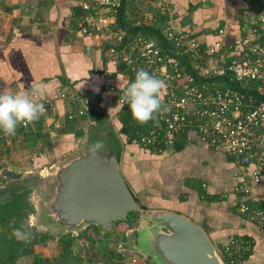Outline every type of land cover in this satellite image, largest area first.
<instances>
[{"label":"crops","instance_id":"1","mask_svg":"<svg viewBox=\"0 0 264 264\" xmlns=\"http://www.w3.org/2000/svg\"><path fill=\"white\" fill-rule=\"evenodd\" d=\"M82 1L0 0V94L28 91L45 82L47 93L39 99L56 103V109L44 116L43 135L36 137L37 130L32 126L30 137H24V144L30 146L23 151L39 148L33 167L40 170V176L63 160L76 157L86 143L90 121L84 117L66 118L80 107L71 102L70 96H98L101 100L97 111L106 112L120 132L123 107L110 100L106 90L110 85L125 89L131 77L108 53V48L116 42L115 37L127 34L124 23L132 26L126 17H111L107 29L100 34H83L78 27L86 15ZM124 8L134 18L145 12L153 16L145 23L153 29L161 31L169 21L178 29L192 31L203 44L222 41V54L238 58L240 40L264 12V0H124ZM220 29L224 34L219 33ZM147 35L156 37L151 30ZM157 119L155 113L152 121ZM54 120L61 122V128L54 126ZM48 122L52 131L47 129ZM80 132L84 134L79 135ZM185 135L187 138L178 140L180 148L175 141L159 152L134 143L128 145L120 135L121 169L134 195L144 202L148 196L153 198V208L163 206L162 209L189 216L220 247L233 237L251 239L253 248L244 264H264V226L257 225L239 208L244 201L264 207V177L253 179V166L240 164L233 156L212 149L196 133ZM136 155L141 158L132 161ZM142 159L150 172L142 168ZM136 161L140 163L139 170L135 168ZM174 180L178 189L173 186ZM157 185L166 190L153 196ZM245 185L247 192H235L238 186ZM133 264L152 263L141 257Z\"/></svg>","mask_w":264,"mask_h":264},{"label":"built area","instance_id":"2","mask_svg":"<svg viewBox=\"0 0 264 264\" xmlns=\"http://www.w3.org/2000/svg\"><path fill=\"white\" fill-rule=\"evenodd\" d=\"M82 7L86 15L78 27L83 34H100L107 29L111 17L117 20L123 15L133 28L153 19L147 12L142 17H132L124 8V0H83ZM164 25L161 39L141 32L126 34L115 37L116 42L108 48L130 81L139 68H144L165 82L160 94L161 110L157 112L159 128L153 127L141 136L140 143L160 149L186 133H196L212 149L253 166V179L264 177V12L240 40L238 58L222 54V41L206 45L192 31L178 29L169 21ZM219 33L224 34V30ZM123 90L110 85L106 94L118 103ZM69 99L80 104L76 112L66 115L69 120L99 109L96 95H72ZM43 103L46 111L41 115L56 109L50 99ZM122 107L131 109L127 104ZM31 123L18 124L28 129ZM53 123L57 129L62 126L58 120ZM5 135L8 134L0 132V138ZM247 189V185L238 186L235 192L245 193ZM239 208L257 225L264 226V207L244 201ZM252 248L251 239L233 237L219 253L224 264H244ZM140 257L135 252L133 262Z\"/></svg>","mask_w":264,"mask_h":264},{"label":"water","instance_id":"3","mask_svg":"<svg viewBox=\"0 0 264 264\" xmlns=\"http://www.w3.org/2000/svg\"><path fill=\"white\" fill-rule=\"evenodd\" d=\"M46 209L65 229L86 222L111 230L131 212L137 225L132 250L153 264H224L207 231L189 216L162 208L142 209L122 174L120 157L91 150L53 173Z\"/></svg>","mask_w":264,"mask_h":264},{"label":"trees","instance_id":"4","mask_svg":"<svg viewBox=\"0 0 264 264\" xmlns=\"http://www.w3.org/2000/svg\"><path fill=\"white\" fill-rule=\"evenodd\" d=\"M119 18L121 20L125 19L123 15H121V17ZM124 27L128 29L126 31L127 36H133L136 33L140 32L150 34L151 30L153 36H156L160 39L161 37H163L161 36V31H159L158 29H153L150 26L144 25L133 29V27H130L124 23ZM44 116L45 115H40L39 119L32 121L28 129L18 124L16 133L12 136V139L15 140L20 137H30V134L32 133L29 134V132L31 131L32 126H34V128L37 130V133L34 132L36 137L42 136V126L45 120ZM84 119L90 121L87 132V140L83 145L84 147L82 148V150L76 156L90 151V145L96 143L97 141L101 142L103 145V147L98 151L106 154H117L118 156H120V152L122 149V138L120 137V135L124 137L126 144H138L140 147L142 146V148L152 152H159L160 149H162L163 151L165 148V145H161V148L159 149L143 146L140 143L141 136L148 134L151 129H153V127L159 128L157 127V125H159V121L157 119V122H153L151 118L146 122H140L133 116L131 109L123 108L120 112V132H117L115 130L108 114L101 109L99 111H93L89 115L85 116ZM83 134L84 132H80L79 135ZM183 138H187V136L184 134ZM178 140L175 145L177 148H180L181 145L178 144ZM3 167L4 166L0 164V171ZM2 175L4 179L2 180L1 177L0 179L1 181H3L2 186L4 187L0 189V198L2 196H6L7 198L0 201V264H16V261L20 257L26 256L31 253L27 250V247L30 243V236L27 239H23L19 237L14 231L16 228H22L24 231L30 234V228L27 224V218L35 212V207L31 202V194L34 188L37 187L41 189L46 196L49 197L52 192L53 186L52 184H49V179L43 178L39 174L23 177L22 174H17L14 171L5 170ZM7 178L11 179L10 183L6 182ZM137 199L141 208L147 209L145 205L140 203L141 198L138 197ZM91 225L93 229H95L96 232H98V234L101 236L103 235L102 232L108 233L116 228L123 234V241L127 242L132 240L131 237L137 225V215L131 212L126 218L116 221L111 230L102 229L93 223H91ZM39 234L35 235V240H37L36 243L47 241L49 237L48 233ZM38 236H40V239H37ZM75 239L76 238L74 237V235L72 236L71 233H68L61 240L63 249L58 255L53 258L36 256L31 264H99L101 262H105L108 258L106 252L100 254V251H93L91 252V254H87L84 257L82 255H79L78 253H75ZM215 246L219 251L221 247L216 244ZM127 247L132 250V246L130 247L127 245ZM107 249L105 247L104 251H106ZM145 260L148 263H152L150 259Z\"/></svg>","mask_w":264,"mask_h":264},{"label":"rangeland","instance_id":"5","mask_svg":"<svg viewBox=\"0 0 264 264\" xmlns=\"http://www.w3.org/2000/svg\"><path fill=\"white\" fill-rule=\"evenodd\" d=\"M51 122H48L47 125L49 127L47 128L49 131H52L50 128L52 125ZM87 128V126H85ZM34 128V127H33ZM31 128V130L33 129ZM29 133H32L31 131ZM13 135H5L0 138V161L3 166H5V170L7 168H11L10 171H14L17 174H22L23 177H28L32 175L39 174L40 170H35L33 167V163L35 162V155L36 153H40L39 148L36 150H32V147H28L27 151H23L22 149L30 146V144H24L25 141L24 138L20 137L17 139H12ZM34 144V143H33ZM138 145V144H136ZM15 153L11 154V151ZM22 150V151H21ZM17 151V152H16ZM40 156V155H39ZM74 158V157H72ZM137 160L139 157L136 155L134 157ZM71 160V159H69ZM67 160V161H69ZM5 161V162H4ZM67 161H62L61 165L64 164ZM57 165H55L52 169L49 170V172L44 173L42 176L43 178L49 179V182L54 181L53 173ZM140 163L139 161H136V169L139 170ZM142 168L146 171L150 172L151 169L148 165H146L145 161L142 159ZM4 169L0 171V177L3 180V171ZM123 176L127 179L124 169H122ZM40 175V174H39ZM0 179V189H2L4 186L3 181ZM11 179L7 178L6 182L10 183ZM177 180L172 181L173 186L178 189ZM176 183V184H175ZM129 184V183H128ZM155 190H152L153 196L159 195V193H163V187L157 185ZM50 196V195H49ZM7 198L6 196H2L0 198V201ZM48 196H46L43 191L37 187L34 188L32 194H31V202L33 203L35 207V212L31 214L27 218V224L30 228V243L27 247V250L31 252L30 254L26 256L20 257L16 264H31L33 259L37 256L40 257H48L53 258L56 255H58L62 249L63 245L61 243V240L66 236L68 233H71V235L76 238L74 243V252L78 253L79 255H82L83 257L87 254H91L93 251H100V254H103V252H106L108 255V258L105 262H101L99 264H133L136 262H133V258L135 257V252L132 251L127 247H131V240L124 242L123 241V234L121 231H118L116 228L112 230L111 232L105 233L102 232V236L96 232L95 229H93L90 222L84 223L81 227L68 230L65 229L61 223L54 222L46 209V202L48 200ZM151 197H147L146 201L141 198L140 203L145 205L147 209H154L153 203H152ZM158 206V204H155ZM167 207V205H164ZM169 206V205H168ZM160 208L163 206H159ZM119 228V226H118ZM39 233H48L49 237L47 241H43L41 243H36L37 240H35V235ZM100 233V232H99ZM18 235V234H17ZM40 235V234H39ZM19 236V235H18ZM131 236V235H130ZM20 237V236H19ZM37 239H40V236L37 237ZM108 246V249H107ZM104 247V249H103ZM106 247V251L105 250ZM121 257V259H120ZM141 258V257H140ZM120 259V260H119ZM140 260V259H138Z\"/></svg>","mask_w":264,"mask_h":264},{"label":"clouds","instance_id":"6","mask_svg":"<svg viewBox=\"0 0 264 264\" xmlns=\"http://www.w3.org/2000/svg\"><path fill=\"white\" fill-rule=\"evenodd\" d=\"M164 86L162 79L144 68H139L135 78L123 90L118 103L121 106L127 104L137 120L146 122L161 110L160 93ZM47 87V83L39 82L28 91L0 94V131L15 135L18 123L27 124L39 119L46 111L45 104L39 98L46 95ZM102 147V143L97 141L90 145V150L96 153ZM14 231L23 239L29 237V233L22 228Z\"/></svg>","mask_w":264,"mask_h":264},{"label":"flooded vegetation","instance_id":"7","mask_svg":"<svg viewBox=\"0 0 264 264\" xmlns=\"http://www.w3.org/2000/svg\"><path fill=\"white\" fill-rule=\"evenodd\" d=\"M50 185H51V183H49ZM134 237V233H133V235H132V237H131V239Z\"/></svg>","mask_w":264,"mask_h":264}]
</instances>
